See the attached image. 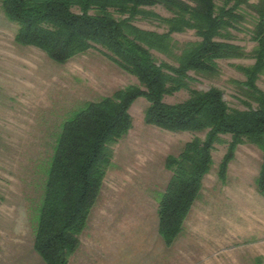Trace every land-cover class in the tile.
<instances>
[{"label":"trees","instance_id":"1","mask_svg":"<svg viewBox=\"0 0 264 264\" xmlns=\"http://www.w3.org/2000/svg\"><path fill=\"white\" fill-rule=\"evenodd\" d=\"M154 7L169 16L155 13ZM1 8L17 25V44L37 48L57 64L100 47L103 56L138 81L86 102L63 123L47 167L32 245L44 264H68L79 246L112 146L132 128L128 111L138 98L148 103L145 125L194 134L177 156L165 160L171 177L158 202L157 229L166 246L182 231L215 145L226 144L218 172L222 179L239 145L261 152L255 189L264 196V92L256 84L264 74V0H1ZM248 16L250 52L233 43V32ZM139 20L164 31L141 29L135 25ZM187 31L197 40L178 46L172 36ZM155 52L174 64L157 62ZM248 58L252 65L235 66L244 80L231 81L244 98V109L230 108L215 87L191 89L196 77L220 75L218 61ZM179 91L188 97L174 104L164 101Z\"/></svg>","mask_w":264,"mask_h":264},{"label":"rangeland","instance_id":"2","mask_svg":"<svg viewBox=\"0 0 264 264\" xmlns=\"http://www.w3.org/2000/svg\"><path fill=\"white\" fill-rule=\"evenodd\" d=\"M150 9L169 16L159 7ZM135 25L164 31L156 23L139 20ZM252 28L248 16L240 31L233 32V43L246 52L254 47ZM16 32L17 25L6 18L0 0V247H14L15 252L19 248L27 258L35 253L32 245L46 171L63 123L86 102L138 81L103 56L100 47L57 64L37 48L17 44ZM172 37L178 46L197 40L193 31ZM153 55L157 62L174 64L164 55ZM217 63L220 75L196 77L191 89L215 87L230 108L244 109V98L231 81H243L235 66H249L253 60ZM256 84L264 92V74ZM187 97V91H179L164 101L174 104ZM147 106L144 98L130 106L132 128L112 146L111 163L68 264H264V196L255 189L261 152L250 144L236 148L223 179L218 172L226 144L214 146L210 170L181 233L170 246L164 244L157 229V208L171 177L165 160L177 156L194 134L145 125Z\"/></svg>","mask_w":264,"mask_h":264},{"label":"crops","instance_id":"3","mask_svg":"<svg viewBox=\"0 0 264 264\" xmlns=\"http://www.w3.org/2000/svg\"><path fill=\"white\" fill-rule=\"evenodd\" d=\"M14 249V247H0V264H44L42 260L36 256V253L32 255L27 254L26 258V256H23V252L20 255L19 248L17 252H15ZM22 258H24V260H21Z\"/></svg>","mask_w":264,"mask_h":264}]
</instances>
